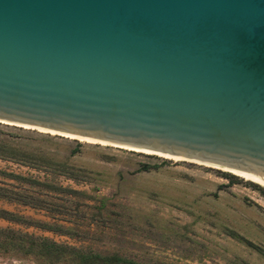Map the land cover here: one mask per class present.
<instances>
[{
  "label": "water",
  "instance_id": "95a60500",
  "mask_svg": "<svg viewBox=\"0 0 264 264\" xmlns=\"http://www.w3.org/2000/svg\"><path fill=\"white\" fill-rule=\"evenodd\" d=\"M0 124L264 180V0H0Z\"/></svg>",
  "mask_w": 264,
  "mask_h": 264
},
{
  "label": "rangeland",
  "instance_id": "374dc122",
  "mask_svg": "<svg viewBox=\"0 0 264 264\" xmlns=\"http://www.w3.org/2000/svg\"><path fill=\"white\" fill-rule=\"evenodd\" d=\"M0 139L65 162L85 177L72 181L51 168L0 160L2 170L79 192L13 183L42 198L43 209L4 200L0 208L62 225L69 233L4 220L0 228L143 263L264 264V188L254 182L207 165L62 140L56 134L5 124H0ZM0 264L37 263L0 255Z\"/></svg>",
  "mask_w": 264,
  "mask_h": 264
},
{
  "label": "trees",
  "instance_id": "16d2710c",
  "mask_svg": "<svg viewBox=\"0 0 264 264\" xmlns=\"http://www.w3.org/2000/svg\"><path fill=\"white\" fill-rule=\"evenodd\" d=\"M0 160L10 161L33 169L51 168L53 173L72 181L85 179L84 176L79 174V170H75L67 163L58 162L33 151L23 149L8 139H0ZM233 177L230 176V178L234 179ZM13 183L42 189L46 188L71 195L79 193L70 188L54 186L31 177L0 169V200L37 209H43V199L30 194L22 188H17ZM0 220L60 235L69 233V228L62 225L28 219L2 208H0ZM231 236L248 243L237 234L231 233ZM0 255L30 258L37 264H151L138 262L119 254H101L81 250L66 244L57 243L46 237L32 235L12 228H0Z\"/></svg>",
  "mask_w": 264,
  "mask_h": 264
},
{
  "label": "bare ground",
  "instance_id": "6f19581e",
  "mask_svg": "<svg viewBox=\"0 0 264 264\" xmlns=\"http://www.w3.org/2000/svg\"><path fill=\"white\" fill-rule=\"evenodd\" d=\"M168 159V158H167ZM216 168V167H215ZM223 170V169H222ZM225 172H226V170H225ZM227 172H229V171H227ZM231 173V172H230ZM231 174H233V175H236V176H238V177H241V178H243V179H245V180H248V181H251V182H254V183H256V184H258V185H260L261 187H263L264 188V180H262L260 177H258V176H254V175H237V174H234V173H231Z\"/></svg>",
  "mask_w": 264,
  "mask_h": 264
}]
</instances>
